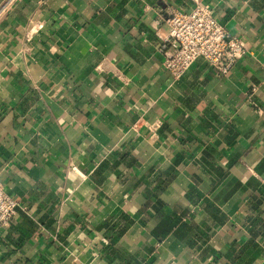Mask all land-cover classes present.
Instances as JSON below:
<instances>
[{
  "label": "crops",
  "instance_id": "0c3cea01",
  "mask_svg": "<svg viewBox=\"0 0 264 264\" xmlns=\"http://www.w3.org/2000/svg\"><path fill=\"white\" fill-rule=\"evenodd\" d=\"M1 1V0H0ZM246 54L163 65L192 0H19L0 19V264H264V0H203Z\"/></svg>",
  "mask_w": 264,
  "mask_h": 264
},
{
  "label": "built area",
  "instance_id": "2783aa9c",
  "mask_svg": "<svg viewBox=\"0 0 264 264\" xmlns=\"http://www.w3.org/2000/svg\"><path fill=\"white\" fill-rule=\"evenodd\" d=\"M19 0L0 1V19ZM190 11L171 10L165 18L169 32L162 38L163 65L174 79H180L198 58L205 59L218 75L227 76L246 54L243 41L227 28L203 0H192ZM18 203L0 181V231L16 214Z\"/></svg>",
  "mask_w": 264,
  "mask_h": 264
}]
</instances>
